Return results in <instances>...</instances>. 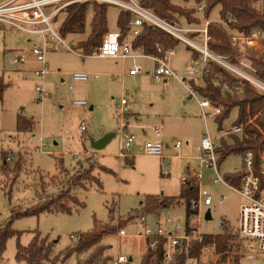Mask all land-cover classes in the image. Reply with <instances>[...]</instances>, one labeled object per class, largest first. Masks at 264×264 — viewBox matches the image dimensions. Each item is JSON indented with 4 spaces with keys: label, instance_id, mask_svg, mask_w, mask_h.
<instances>
[{
    "label": "rangeland",
    "instance_id": "rangeland-1",
    "mask_svg": "<svg viewBox=\"0 0 264 264\" xmlns=\"http://www.w3.org/2000/svg\"><path fill=\"white\" fill-rule=\"evenodd\" d=\"M260 1L264 3V0ZM171 2L176 6L195 9L200 25L193 28L203 29L204 14L198 12L197 8L204 3L197 5L192 0ZM120 11L122 10L113 5H107L108 31L117 30L116 20ZM64 19L65 11H62L51 21L54 31L60 36ZM208 21L220 22L219 6L211 10ZM89 22L90 17L86 19L83 34L64 37L65 43L72 48L71 51L60 49L47 54L46 61L51 72L45 75L42 83L33 74L37 64L30 54L38 37L0 25V77L7 85L0 96V229L10 223V228L20 234L19 243L22 246H26L34 234L38 233L40 237H46L49 242L54 243L53 251L57 255L73 245L75 234L90 231L95 222L97 229L106 230L102 244L107 247L108 254L113 258L118 255L132 257L136 264H140L147 250L145 241L137 236L143 230L140 215L144 197H178L181 179L188 176L189 184L196 185L192 174L199 171L196 157L202 135L207 132L214 143L219 144L223 139L227 145L232 144V136L221 135L214 116L207 119L202 117L199 102L203 99L197 94L191 95L188 90L189 79L194 78L195 81H192L197 85L203 84V62L199 59L198 52V60H193L190 50H187L188 46L178 43L173 48L174 56L169 58L170 69L183 79L185 85L175 77L156 82L152 77L155 66L153 60L139 52H132L136 56L135 62L130 59L127 63L138 67L140 73L136 77L122 79V60L100 58L96 48L84 55L77 48L78 43L85 41L89 35ZM185 24L181 20V25ZM189 37L199 45L204 44L201 32ZM17 53H23L27 63L11 65L9 61ZM212 63L229 77L241 78L215 62ZM234 67L253 75L250 62L245 57ZM129 70L128 65L126 72ZM74 73L97 74L98 78L75 83L72 81ZM219 82L220 79L214 80V83ZM39 83L48 93L42 103L35 101V86ZM69 85L73 86L72 90L68 89ZM221 88L231 91L226 84H221ZM122 98L127 102L128 111V116L123 119L141 126L130 130L135 134L136 140L123 155L118 130L121 122L119 104ZM75 101H84L86 105H76ZM132 114H138L141 122L134 121ZM237 115V109H233L222 121L221 129L232 128ZM18 116L33 121V128L18 132ZM80 125L85 126L84 133L79 130ZM153 125L161 127L159 139L148 129ZM107 133L115 134L111 141L101 150L92 149L90 141L98 140ZM83 134L88 139L82 140ZM242 135L243 128L236 136L241 138ZM155 140L170 146L176 142L188 144L182 145L179 151L170 147L166 152L172 156L168 166L170 174L167 177L160 175L159 160L145 156L143 152L145 141ZM91 167L97 182L87 183L85 188L70 189L72 176ZM241 167V155L232 154L219 164L218 170L223 177L233 170L238 172ZM202 174L200 188L205 189L213 200L208 207L203 206L201 200L200 219L191 217L190 226L198 227L200 233L205 235L225 232L236 234L243 199L222 184H213V170L204 168ZM68 190L77 202H68L70 213L15 217L18 213L36 204L46 203L62 191ZM207 210L211 215L209 221L204 220ZM160 216L171 219L168 229L173 233L185 232L187 223L184 201L176 200ZM156 218L152 213L146 215L148 224L155 223ZM119 229L124 230L127 236L118 237ZM15 253L16 237L13 236L6 241L0 264H23L15 261ZM80 258L73 255L67 261L56 264H77ZM201 260L206 262L207 258L203 255ZM189 264L195 262L190 261ZM237 264H264V258L243 256L237 259Z\"/></svg>",
    "mask_w": 264,
    "mask_h": 264
},
{
    "label": "trees",
    "instance_id": "trees-1",
    "mask_svg": "<svg viewBox=\"0 0 264 264\" xmlns=\"http://www.w3.org/2000/svg\"><path fill=\"white\" fill-rule=\"evenodd\" d=\"M185 2L190 0H183ZM195 4L204 3L203 14L206 26L207 41L206 47L214 54L224 57L233 65H237L242 57L250 62V68L256 78L264 81V42L263 52L258 55L256 52L241 48L232 47L230 34L249 35L253 29L264 31V3L260 0H192ZM143 8L150 10L155 15L171 24H178L184 20L187 24L198 26L200 19L196 16L195 9L174 5L171 0H141ZM219 6L220 22H209L208 15L211 10ZM90 8L89 35L85 41L79 42L77 48L87 55L92 48L99 45L100 36L107 32V5L74 4L68 6L65 11V19L61 25V37L67 35H78L85 32L87 11ZM131 15L126 11H120L117 15L116 25L121 36L126 35L127 25ZM195 36V34H192ZM179 42L162 31L143 25L141 33L131 40L132 52H139L144 56H161L169 48H174ZM156 45L161 47L162 53H158ZM192 50V58L196 60V51ZM202 85H197L194 81H188L189 90L199 95L203 100L209 102L214 108H220L221 113L215 117V121L221 131V123L226 119L233 109H237L238 115L232 127H242L243 135L238 138L231 135V145H227L221 139V148L218 150L220 158L218 165L229 155H242L246 151H256L264 145V93L258 91L247 81L240 78L229 77L221 68L215 66L207 60L201 76ZM220 79L219 83L214 80ZM221 84H226L228 88L238 86L239 92L225 91ZM7 87L0 77V96ZM252 120L250 123L249 121ZM33 121L18 116L16 119V130L18 132L30 131L33 128ZM6 160V159H5ZM5 170V165L3 166ZM92 167L84 171L75 173L70 179L69 188H85L87 183L96 181L92 175ZM103 170H106L103 168ZM242 173L226 174L223 181L227 186L238 188L240 186ZM197 199V186L185 183L181 184L178 197L164 195L145 196L141 203V215L154 213L162 208H167L174 204L176 200L185 203V216L189 217L188 206L192 200ZM77 203L70 195V191H62L58 196L46 203H39L15 217H25L39 215L42 213H70L68 202ZM121 227V226H120ZM119 227V228H120ZM120 230V229H119ZM106 230L94 227L88 232L74 235L73 245L59 254L55 255L54 243L47 238L40 237L35 233L31 241L22 246L19 243L20 234L10 228L8 223L0 229V256L2 255L6 241L16 237L15 261L23 264H56L65 262L71 256L81 257L77 264H108L113 257L107 253V247L102 244L103 235ZM236 237V234L205 235L202 234L198 240L192 241L187 248L175 257L171 264H186L187 261H194L195 264H213L212 262H202L203 248L209 246L214 255H218L215 264H224L226 256L224 252L230 249L229 241ZM154 252L146 250L141 258L140 264H155L153 261ZM235 258L236 264L237 259ZM190 263V262H189Z\"/></svg>",
    "mask_w": 264,
    "mask_h": 264
},
{
    "label": "built area",
    "instance_id": "built-area-1",
    "mask_svg": "<svg viewBox=\"0 0 264 264\" xmlns=\"http://www.w3.org/2000/svg\"><path fill=\"white\" fill-rule=\"evenodd\" d=\"M140 1L141 0H0V25H5L28 36L38 37V42L32 45L30 54L37 64L33 74L41 81L40 83H42L48 72L46 61L47 54L60 49L64 51L72 50V48L65 43L64 38L54 31L51 25L52 19L55 18L59 12L64 11L68 6L74 4L88 3L91 5L96 3L99 5H113L128 12L131 15V19L127 25L128 31L126 35L121 36L119 31H107L100 36L99 45L96 47L97 54L100 58L136 59V56L132 55L131 40L141 33L143 25H147L162 31L179 43L198 52L204 63H206L207 60L215 62L223 69L237 74L241 77L240 79L247 81L255 89L264 93V81L256 78L253 73H251L253 75H250L240 71L227 59L207 49L206 41L208 37L206 34V26L208 22H205V27L202 30L184 28L178 24H171L158 17L150 10L143 8ZM203 8L204 6H198V12L202 13ZM88 14H90V8L87 11V15ZM200 32L203 33V45L197 44L189 37L192 34L197 36ZM230 42L232 47L249 49L261 55L263 52L264 31L253 29L247 36L231 33ZM156 49L158 53L163 52L158 45H156ZM173 54L174 49L169 48L163 52V55L151 57L155 64L152 77L156 82L175 77L185 85L183 79L175 75L169 67L168 61ZM9 63L14 66L21 65L27 63V59L23 53H17L10 59ZM140 71L138 67L133 65L128 71V75L135 76L140 73ZM97 78V74H72V81L75 83H84L89 79ZM40 83L35 86V101L38 103H42L48 97V93L44 91ZM68 89L72 90L73 86L69 85ZM237 91L239 92V88L235 85L231 88L230 92ZM189 92L191 95H194L191 90H189ZM75 104L80 106L86 105L84 101H75ZM126 106L127 102L122 98L119 104L121 122L118 129L121 140V155L127 153L136 140L135 134L130 131L136 126L123 119L125 116H128ZM199 108L204 119H207L209 116L216 117L221 113L220 108L212 107L206 100L199 102ZM206 110H211V112ZM138 128L141 127L139 126ZM148 129L156 139H159L161 136V127L159 125L149 126ZM79 130L81 133H84L86 131L85 126L80 125ZM241 132L242 127H232L229 129H222L221 135H238ZM81 139L86 140L88 137L83 134ZM182 145L188 146L186 143L176 142L172 145V148L174 151H179ZM220 148L221 144L214 143L207 132L202 135L200 144L197 148L196 157L199 164V171L192 174L197 185V199L189 203L188 211L190 215L186 219L187 224L183 234H180L179 231L173 233L168 229L171 224V219L161 218L160 216L165 213L166 208L152 213L157 216L153 224L147 223L146 215L140 216L143 230L141 233L137 234V236L145 241L147 250L154 252L153 261L155 264H171L181 249L187 248L192 241L198 240L202 235L198 227L190 226L189 223L191 217L200 219L199 205L201 200L205 207L212 204V196L205 189L200 188V183L203 179L202 170L204 168L214 171V178L212 179L213 184H222L231 192L238 194L244 201L240 207L239 226L236 237L229 241L230 249L224 252L226 256L224 264H235L236 257L252 256L264 258V145L260 147L256 153L249 150L241 155L242 167L238 172L242 173V177L238 188L227 186L223 181V177L219 174L218 161L220 153L218 150ZM143 152L145 156L155 157L159 160L161 176H169L168 166L172 156L165 153V145L162 141H145ZM188 179L189 176L181 179V184L188 183ZM221 198H223V196ZM223 226L222 223V227ZM117 236L122 238L126 237L127 234L124 230L120 229ZM202 251L203 255L207 258V262L215 264L219 256L214 255L209 246H205ZM189 262L190 261H187L186 264H189ZM108 264L136 263L132 257L118 255Z\"/></svg>",
    "mask_w": 264,
    "mask_h": 264
},
{
    "label": "crops",
    "instance_id": "crops-1",
    "mask_svg": "<svg viewBox=\"0 0 264 264\" xmlns=\"http://www.w3.org/2000/svg\"><path fill=\"white\" fill-rule=\"evenodd\" d=\"M121 10V9H120ZM118 15V14H117ZM88 17H90V14H88L87 15V18ZM182 20V19H181ZM181 20H180V23H178V25H180L181 27H184V28H192V29H194L193 27H197V26H195V25H191V24H187L184 20H182V21H184L186 24H185V26H183V25H181ZM204 27H205V22H204ZM204 27H203V29H204ZM115 32H118V28H117V30L115 31ZM186 46V45H185ZM187 50H190V52H191V57H192V50L191 49H189L188 47H187ZM175 54V53H174ZM174 54L172 55V56H174ZM75 56H78V54H75ZM171 56V57H172ZM196 56H198L197 54H196ZM104 59H109V60H114V61H116V60H122V63H123V65H124V70L120 73V77L122 78V79H126V78H128V76H129V78L130 77H136L137 75H135V76H130V75H128V73L126 72V66H130V69H131V67H132V65H130V64H128L127 63V60H130L131 58H121V59H110V58H104ZM193 59V58H192ZM199 59H201V56H200V58ZM196 60H198V57L196 58ZM202 60V59H201ZM132 61L133 62H135V59L133 60L132 59ZM203 62V61H202ZM168 64H169V61H168ZM47 68H48V63H47ZM203 69H204V62H203ZM203 69H202V73H203ZM51 71L48 69V72H47V74L46 75H48L49 73H50ZM202 73H201V76H202ZM165 80V79H164ZM192 81V80H194L195 81V79L194 78H192V79H189L188 81ZM201 113V112H200ZM132 119L135 121V120H137V121H139V122H141L140 121V116L138 115V114H132ZM134 126H136V125H134ZM139 126H136V127H134V128H138ZM141 127V126H140ZM165 145V153L170 149V147L172 148V145L170 146L169 144H164ZM173 149V148H172ZM237 171L236 170H233V172L231 173V174H234V173H236Z\"/></svg>",
    "mask_w": 264,
    "mask_h": 264
},
{
    "label": "water",
    "instance_id": "water-1",
    "mask_svg": "<svg viewBox=\"0 0 264 264\" xmlns=\"http://www.w3.org/2000/svg\"><path fill=\"white\" fill-rule=\"evenodd\" d=\"M114 135H115L114 133H107V134L103 135L98 140H91L90 141L91 148L94 150L103 149L111 141V139L114 137ZM204 220H206V221L211 220V215H210L209 210L206 211V213L204 215Z\"/></svg>",
    "mask_w": 264,
    "mask_h": 264
}]
</instances>
